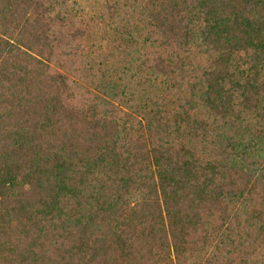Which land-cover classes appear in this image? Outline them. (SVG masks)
Listing matches in <instances>:
<instances>
[{
  "label": "trees",
  "instance_id": "1",
  "mask_svg": "<svg viewBox=\"0 0 264 264\" xmlns=\"http://www.w3.org/2000/svg\"><path fill=\"white\" fill-rule=\"evenodd\" d=\"M75 6L0 0V264H264V0Z\"/></svg>",
  "mask_w": 264,
  "mask_h": 264
},
{
  "label": "rangeland",
  "instance_id": "2",
  "mask_svg": "<svg viewBox=\"0 0 264 264\" xmlns=\"http://www.w3.org/2000/svg\"><path fill=\"white\" fill-rule=\"evenodd\" d=\"M75 2L76 6L71 14L77 19H87L94 15L96 17L98 12L100 13L102 11L103 5L105 4V0H75ZM125 32V28L123 27H120L117 30L105 29L104 38H108V40L120 39L121 41H124L125 36H127ZM116 59L114 62L108 63L107 65H110L111 68H115L117 65Z\"/></svg>",
  "mask_w": 264,
  "mask_h": 264
}]
</instances>
